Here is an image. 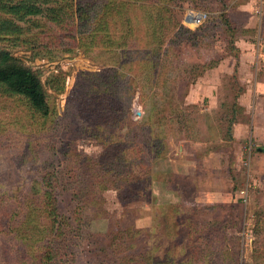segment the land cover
<instances>
[{
  "label": "rangeland",
  "instance_id": "obj_1",
  "mask_svg": "<svg viewBox=\"0 0 264 264\" xmlns=\"http://www.w3.org/2000/svg\"><path fill=\"white\" fill-rule=\"evenodd\" d=\"M194 1L172 4V21L190 32L167 35L172 44L166 40L155 54L134 41L105 46L98 30L93 41L80 45L85 34L78 30L76 6L66 33L43 17L37 18L39 28L32 17L27 23L14 19L22 28L19 39L33 36L41 45L25 49L11 41L5 47L38 74L51 114L42 118L25 100L0 90V221L24 214L46 172L61 173L51 185L68 225L66 241L56 238L52 264H129L124 257L135 251L153 256L156 264H264V86L254 93L252 82L220 75L232 67L228 57H237L238 47L253 39L258 49L251 61L264 83V38L256 37L264 0L253 1L262 19L253 18L254 27L231 18L249 0ZM191 13L205 17L195 25L185 20ZM242 15L233 13L235 20ZM129 118L144 162L131 154L137 169L131 177L98 183L102 169L95 158L127 145ZM149 135L162 139L158 156L145 151ZM113 161L105 160L107 167L114 169ZM146 173L144 189L136 178ZM74 189L86 201L80 206ZM169 204L178 222L173 217L175 240L151 231ZM6 230L0 232V264H21L7 249H19L20 239ZM120 230L141 235L124 238L120 246Z\"/></svg>",
  "mask_w": 264,
  "mask_h": 264
},
{
  "label": "trees",
  "instance_id": "obj_2",
  "mask_svg": "<svg viewBox=\"0 0 264 264\" xmlns=\"http://www.w3.org/2000/svg\"><path fill=\"white\" fill-rule=\"evenodd\" d=\"M175 1L177 0H100V2L98 0H0V43H2L0 46V90L8 96L25 100L28 106L42 118L51 114L47 94L42 87L38 74L28 66L23 65L5 47L11 41H17L19 46L25 49L41 45L40 42L34 41L36 38L33 39V36L28 40L19 39L22 28L15 23L14 19L27 23L31 21L32 17V20L34 19L33 25L39 28V19L37 18L43 17L45 21L55 27L58 33H66V26L75 16L74 7L76 6L79 14L78 30L84 29V33L81 30L80 32L81 36L85 34L79 38L80 45L82 42L93 41L95 31L98 30L104 31L102 38L105 46L113 45L112 47L123 48L134 41L139 44V48L142 47V51H145V48L153 47L155 54L156 50L166 40H169L167 35L180 37L190 32L179 23L172 21L171 6ZM224 22L228 30L234 34L236 31L229 26L230 22L233 24L231 19L225 18ZM247 31L252 32L253 30L248 29ZM68 36L75 40L73 35L69 34ZM134 126L135 123L129 118L126 124L128 130L126 146L117 145L111 154L104 149L95 158L96 164L102 169L96 173V177L99 179L98 183L107 181L115 184L119 175L123 178L128 177V175L131 177L132 172L137 170L130 161L132 156H135L139 163L143 164V157L139 155L144 151L135 149V141L139 139V135ZM144 145H146V153L151 156H158L159 151H163V142L158 135H149ZM109 159L114 160L116 165L114 169L107 167L105 160ZM122 161L127 162V168H124ZM50 175V172H46L40 178V187L31 193V198L27 197L31 199L32 204L26 208L22 216L18 211L14 217L15 220L10 218L7 219L6 223L0 221V232L7 229L5 232L20 239V242H17L19 249H7L11 255H15L19 259L21 264H52L54 258L52 252L55 250V244H57L56 238H61L62 242L66 241L63 225H68L67 218L59 212L56 193L51 185L53 181L58 182L61 173L56 171L52 177ZM149 175L146 173L144 178H136L141 187L144 186V189L148 186ZM128 181L131 183V180ZM73 191H75V200L79 204L78 206H80L79 202H86L80 198V195L82 196L81 191L78 192L75 189ZM159 217L163 219V222L159 223L158 219L154 218V226H152L151 231L153 230L155 236L167 240H172L174 237L175 240L178 233L173 231L172 226L174 205H165ZM174 219V224H177V217ZM54 224H56L55 230L53 229ZM162 224L163 226L160 228ZM138 233L139 231L135 230H120L116 238L120 240V246H122V242H125L124 238L130 237L137 240L141 235ZM178 243L182 245V242ZM174 245L176 244L174 243ZM170 246L172 247L173 244ZM170 246L169 248H171ZM175 249L177 250V247ZM169 251L171 250H168L167 247L166 256L171 255ZM124 259L129 264H156L153 256L140 251L127 253Z\"/></svg>",
  "mask_w": 264,
  "mask_h": 264
},
{
  "label": "crops",
  "instance_id": "obj_3",
  "mask_svg": "<svg viewBox=\"0 0 264 264\" xmlns=\"http://www.w3.org/2000/svg\"><path fill=\"white\" fill-rule=\"evenodd\" d=\"M254 0H249L246 5L243 6V8L241 10V13L238 12L239 8L236 9L233 13H238V16L240 14L243 13L242 15V19H238L235 20L233 13L231 14V18L232 21L238 23V24H243V26L245 25H250V27H254L255 25H258V23L256 24V22H253V18H255L256 16L259 17V21L258 22H262V19L260 17V14H257L256 12H254V8L255 5L253 4ZM263 1V0H261ZM263 5L261 3V11L263 8ZM240 11V10H239ZM260 11V10H259ZM253 16V17H252ZM253 24V26H251ZM256 37L259 38H264V23L262 22L260 25H258V28L256 30ZM252 39V38H251ZM252 40L250 41H246L243 42L241 46L238 47L239 51H238V56H229L228 59L234 58V62H232V67H229L228 69H223L224 65L223 62L225 61H221L219 64L216 65V67L218 66V71L220 72L221 69H223V72L220 74L221 76L226 77V79H236L238 81L242 80V81H250L252 82V86H253V91L254 93L257 91V89H259L260 86H264V83L258 78V73L259 71L257 70L258 67V63L257 61H251V59L253 60V57L255 58L256 54L254 49H258L257 47V41L254 44V42H252ZM262 48L263 46L260 45ZM257 60V59H256ZM249 67L251 68V73L249 74ZM249 91V90H247ZM214 94V93H213Z\"/></svg>",
  "mask_w": 264,
  "mask_h": 264
},
{
  "label": "built area",
  "instance_id": "obj_4",
  "mask_svg": "<svg viewBox=\"0 0 264 264\" xmlns=\"http://www.w3.org/2000/svg\"><path fill=\"white\" fill-rule=\"evenodd\" d=\"M189 16L192 18V23H194L195 25L201 23V21L205 17L202 13H191L190 15H188V17Z\"/></svg>",
  "mask_w": 264,
  "mask_h": 264
},
{
  "label": "water",
  "instance_id": "obj_5",
  "mask_svg": "<svg viewBox=\"0 0 264 264\" xmlns=\"http://www.w3.org/2000/svg\"><path fill=\"white\" fill-rule=\"evenodd\" d=\"M187 22H192V18L189 16L188 18L185 19Z\"/></svg>",
  "mask_w": 264,
  "mask_h": 264
},
{
  "label": "bare ground",
  "instance_id": "obj_6",
  "mask_svg": "<svg viewBox=\"0 0 264 264\" xmlns=\"http://www.w3.org/2000/svg\"><path fill=\"white\" fill-rule=\"evenodd\" d=\"M194 25V24H193Z\"/></svg>",
  "mask_w": 264,
  "mask_h": 264
}]
</instances>
